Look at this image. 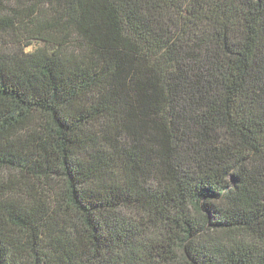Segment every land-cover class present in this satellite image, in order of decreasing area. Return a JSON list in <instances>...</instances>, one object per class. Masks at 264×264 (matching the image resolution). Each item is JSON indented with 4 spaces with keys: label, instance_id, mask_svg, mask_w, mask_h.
<instances>
[{
    "label": "trees",
    "instance_id": "trees-1",
    "mask_svg": "<svg viewBox=\"0 0 264 264\" xmlns=\"http://www.w3.org/2000/svg\"><path fill=\"white\" fill-rule=\"evenodd\" d=\"M0 264H264V0H0Z\"/></svg>",
    "mask_w": 264,
    "mask_h": 264
},
{
    "label": "rangeland",
    "instance_id": "rangeland-1",
    "mask_svg": "<svg viewBox=\"0 0 264 264\" xmlns=\"http://www.w3.org/2000/svg\"><path fill=\"white\" fill-rule=\"evenodd\" d=\"M35 47V45H30L29 47H27V50H33Z\"/></svg>",
    "mask_w": 264,
    "mask_h": 264
}]
</instances>
